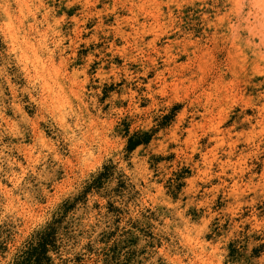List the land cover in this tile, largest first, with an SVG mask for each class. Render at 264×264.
<instances>
[{"label":"clouds","instance_id":"9594fccd","mask_svg":"<svg viewBox=\"0 0 264 264\" xmlns=\"http://www.w3.org/2000/svg\"><path fill=\"white\" fill-rule=\"evenodd\" d=\"M0 264H264V0H0Z\"/></svg>","mask_w":264,"mask_h":264}]
</instances>
